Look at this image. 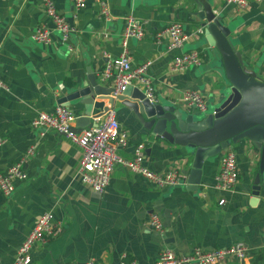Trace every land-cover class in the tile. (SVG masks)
<instances>
[{
	"label": "crops",
	"instance_id": "1",
	"mask_svg": "<svg viewBox=\"0 0 264 264\" xmlns=\"http://www.w3.org/2000/svg\"><path fill=\"white\" fill-rule=\"evenodd\" d=\"M57 9L76 30L68 42L53 31L52 43L32 39L38 26L53 23L40 0H0V76L8 90L0 89V172L25 159L28 178L17 183L10 196L0 193V264L14 260L19 246L38 217L50 211L62 232L32 253V264H85L94 258L105 264L137 260L155 264L164 249L177 254L194 248L215 249L244 242L253 252L264 250V168L261 153L248 139L233 148L238 154L239 181L233 193L216 190L215 178L221 155L206 160L197 189L188 188L193 152L172 144L147 129V120L116 101L114 111L130 134L127 147L117 153L131 159L137 144L145 145V164L155 172L179 168L183 183L159 188L122 163L116 164L112 180L103 193L80 180L82 148L65 135L32 127L40 111H53L59 100L87 82L90 74L99 80L109 56L122 52L126 20L135 16L146 23L141 39L129 42L133 66L150 61V75L158 102L176 106L184 114L203 117L182 104L187 90L203 93L212 112L229 92L219 54L203 41L200 18L193 0H108L111 20L99 15L92 0L74 19V0H54ZM223 15L231 39L245 65L264 79V0L247 10H238L226 0H210ZM181 22L189 38L184 49L198 50L202 64L186 71L171 70L180 50L169 48V36L156 34L172 22ZM143 90L140 85H134ZM76 113L74 131L95 126L80 119L88 106L78 99L67 105ZM106 106H110L106 102ZM94 110L93 113H96ZM35 146L33 154L28 149ZM260 175L257 183V176ZM226 199L223 205L219 200ZM159 215L162 231L152 223ZM226 264H237L231 260Z\"/></svg>",
	"mask_w": 264,
	"mask_h": 264
},
{
	"label": "built area",
	"instance_id": "2",
	"mask_svg": "<svg viewBox=\"0 0 264 264\" xmlns=\"http://www.w3.org/2000/svg\"><path fill=\"white\" fill-rule=\"evenodd\" d=\"M92 0H74V19L79 17V12ZM263 0H226L228 5H233L238 10H247L259 4ZM48 20L53 23L52 27L47 24L38 26L32 34V39L39 43L48 45L52 43L53 31L59 32L62 42H68L70 36L76 30L74 22H71L57 9L54 0H40ZM99 15L104 20L112 18L108 0H97ZM146 23L135 17L129 16L126 20L125 29L122 34V52L116 56H109L101 70L99 81L107 86L113 87L116 94H121L129 85H140L147 98L151 102H158L154 82L150 75L151 62H143L133 66L128 51L131 40L141 39L146 31ZM163 35L169 36V48L180 50L171 65L173 71H186L192 67L202 64V56L198 50L183 52L188 41V34L181 22H172L156 36L158 40ZM0 89L8 90V85L0 76ZM182 104L193 108L200 113L208 112V98L199 91L187 90L180 101ZM76 113L67 105H58L53 111H40L31 121L32 127L47 131H55L65 135L72 142L82 148V159L80 162V180L88 188L95 192L103 193L109 187L112 173L116 164L122 163L132 172L141 174L148 181L159 188H167L183 183V176L179 168L173 167L164 172L150 170L145 164V145L139 143L135 146L131 159H123L117 153L119 148H125L130 141L129 132L119 123L116 112L109 110L101 116L95 126L76 132L73 129ZM4 140L0 136V147ZM35 146L28 149V155L33 154ZM25 159L11 164L4 172H0V193L10 196L17 183L28 178L24 167ZM239 160L233 145L229 146L221 155L220 169L215 178L214 187L223 193H233L239 181ZM226 199L222 197L219 204L223 205ZM151 223L157 231H162L163 223L157 214H152ZM62 232V225L54 219L50 211L43 212L36 220L33 228L28 232L25 240L19 246L14 260L9 264H32V253L39 243H45L52 237ZM249 246L244 242H236L230 246L203 249L194 248L191 252L177 254L171 249H164L155 264H226L235 260L237 264H250L251 259ZM85 264H105L97 259H90ZM120 264H141L137 260H126L123 256Z\"/></svg>",
	"mask_w": 264,
	"mask_h": 264
},
{
	"label": "water",
	"instance_id": "3",
	"mask_svg": "<svg viewBox=\"0 0 264 264\" xmlns=\"http://www.w3.org/2000/svg\"><path fill=\"white\" fill-rule=\"evenodd\" d=\"M193 2L200 18L203 41L218 52L219 67L230 89L212 112L201 113L200 118L185 115L176 106L151 102L144 90L134 85L116 94L113 87L102 84L93 73L85 84L59 100L65 105L82 100L88 108L80 119L89 122L114 110L117 100L132 108L142 121L147 120L146 127L154 135L193 152L187 178L191 190L200 185L206 160L216 158L243 139L250 140L260 151V167L264 168V79L245 65L242 54L232 42L230 28L213 3L210 0ZM106 102L110 106H106ZM94 110L97 112L93 113Z\"/></svg>",
	"mask_w": 264,
	"mask_h": 264
},
{
	"label": "trees",
	"instance_id": "4",
	"mask_svg": "<svg viewBox=\"0 0 264 264\" xmlns=\"http://www.w3.org/2000/svg\"><path fill=\"white\" fill-rule=\"evenodd\" d=\"M253 253V264H264V250H260L259 252Z\"/></svg>",
	"mask_w": 264,
	"mask_h": 264
},
{
	"label": "rangeland",
	"instance_id": "5",
	"mask_svg": "<svg viewBox=\"0 0 264 264\" xmlns=\"http://www.w3.org/2000/svg\"><path fill=\"white\" fill-rule=\"evenodd\" d=\"M182 51L185 52V51H187V49H182ZM210 109H211V104H210V101L208 100V111H211ZM198 112H200V111H198Z\"/></svg>",
	"mask_w": 264,
	"mask_h": 264
}]
</instances>
